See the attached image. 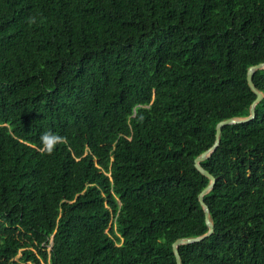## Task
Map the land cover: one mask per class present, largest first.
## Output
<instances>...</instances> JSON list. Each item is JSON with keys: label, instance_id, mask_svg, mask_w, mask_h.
<instances>
[{"label": "trees", "instance_id": "16d2710c", "mask_svg": "<svg viewBox=\"0 0 264 264\" xmlns=\"http://www.w3.org/2000/svg\"><path fill=\"white\" fill-rule=\"evenodd\" d=\"M261 62L264 0H0V264H178L209 230L195 159ZM256 111L201 162L215 230L182 264H264Z\"/></svg>", "mask_w": 264, "mask_h": 264}, {"label": "water", "instance_id": "95a60500", "mask_svg": "<svg viewBox=\"0 0 264 264\" xmlns=\"http://www.w3.org/2000/svg\"><path fill=\"white\" fill-rule=\"evenodd\" d=\"M264 68V62L252 65L249 67L248 69V82L251 86V88L256 92L257 94V98L255 99V101L252 103L251 106V111L250 114L247 116H235V117H230V118H226L224 120H221L218 124H217V132H216V140L214 142V144L207 149L206 151H204L203 153H201L196 159H195V165L196 167L205 175H207L210 178V183L200 192L199 194V199L200 202L202 203L204 209H205V214H206V221L207 224L209 226V230L202 234V235H198V236H190V237H183V238H179L177 239L174 243H173V249L177 258V262L178 264H182V258H181V254H180V250L179 247L181 244H187V243H193V242H197V241H201L203 239H205L206 237L210 236L214 230H215V225L214 222L212 220L211 217V213H210V208L208 206V204L205 201V194H207L215 185L216 183V178L213 174H211L203 165H202V161L207 159L208 157H210L212 155V153L217 149V147L220 145L221 142V133L223 130V127L227 124H233V123H240V122H246L249 121L253 118L256 117L257 115V111H256V105L258 102H260L263 97H264V92L262 90H260L255 82H254V75L255 72L258 69H262Z\"/></svg>", "mask_w": 264, "mask_h": 264}, {"label": "clouds", "instance_id": "9594fccd", "mask_svg": "<svg viewBox=\"0 0 264 264\" xmlns=\"http://www.w3.org/2000/svg\"><path fill=\"white\" fill-rule=\"evenodd\" d=\"M62 140V137L59 136L57 133L48 131L44 132L40 137V144L42 149L47 152L51 153L57 143H59Z\"/></svg>", "mask_w": 264, "mask_h": 264}]
</instances>
